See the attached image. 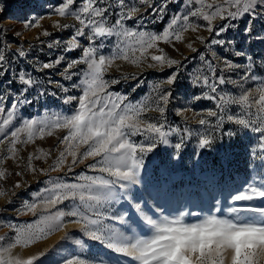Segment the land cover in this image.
<instances>
[{
	"label": "rangeland",
	"instance_id": "374dc122",
	"mask_svg": "<svg viewBox=\"0 0 264 264\" xmlns=\"http://www.w3.org/2000/svg\"><path fill=\"white\" fill-rule=\"evenodd\" d=\"M61 0H0L3 9L0 10V54L4 55L3 71H0V101L6 109L14 101L27 99L31 103H21L15 111L16 120L7 129L21 124L22 120L48 115L71 114L77 107V101L65 104L66 96L79 97L82 93L80 85L84 64H78L65 72L68 63L82 56L83 49L88 46L87 34L77 37L79 47L71 51H65L68 42L75 34L76 28L81 27L74 16L66 15L60 17L54 13L55 7ZM164 0H146L140 4L138 0H124L123 9L119 0H100L99 6L108 7L105 13L106 25L112 26L115 21L127 12L132 6L138 11L130 20L122 21L126 28L141 32L160 33L169 24L171 18L177 14L186 13L199 7L190 0H167L163 13H153V7L159 8ZM213 3V0H206ZM72 9L81 7V0H75L70 6ZM206 10V9H205ZM264 14V10H260ZM249 17L245 15L237 20L213 21L214 26L229 24L228 31L217 37L215 33H209L206 29L207 22L200 17H190L193 26L200 25L197 31L188 30L183 33V40L171 43H159V48L172 59L180 61L182 67L173 65L171 68H149L146 64L136 65L116 59L111 67L104 73V79L111 81L119 80L118 84H110L108 91L127 97L125 103L144 104L155 107L157 97L165 90L171 89L173 95L170 97L166 107V129L167 126L179 129L169 136V145H159L153 153L148 154L144 160V169L141 171V183L133 186L132 193L135 200L144 205L145 211L153 214V204L161 206L167 214L176 215L179 211L189 210L198 212L199 218L215 213L216 200H220L221 213L228 215L227 208L232 206L229 197L239 191L247 182H260L264 177V170L259 164V134L251 130H245L233 122L227 120V115L244 116L239 105H228L225 111L217 108V101L205 98L208 95L229 94L239 96L245 90H252L253 99L258 96L255 92L256 86L264 79V19L258 18L249 25ZM59 23L60 27L56 24ZM29 24V27H25ZM35 24L36 26H31ZM63 25H68L65 28ZM247 26L253 28L252 34L245 33ZM49 35H44V32ZM114 31H119L117 26ZM19 33V35H18ZM197 37H203L201 43ZM212 39H224V46L212 45ZM230 42V43H227ZM97 44L103 43L100 52L106 57L116 53L115 45L117 37L98 38ZM191 43L196 52L187 47ZM24 51L25 55L18 53ZM150 53L159 54L155 49ZM241 52L243 55L237 56ZM138 56L139 53L137 52ZM204 56L205 60H201ZM231 61L238 67L228 69L223 59ZM251 58V60H249ZM60 60L57 64L56 61ZM206 61H211L212 67L216 69L217 75H224L226 79L235 81L217 86V93L213 94L210 88L202 83L193 85L196 75L201 78L207 76L209 82L213 81L211 69ZM50 63L51 68H44L43 64ZM148 63H152L149 59ZM251 67V74L259 79L256 81L242 79L244 73ZM179 71L176 83L172 86L162 84L174 71ZM76 73L71 79L66 77ZM20 75L34 81L32 86H27L20 81ZM127 77V78H125ZM136 77V79H133ZM157 85L161 87L157 88ZM68 91L65 92L64 89ZM27 89V91H25ZM201 97L199 100L194 97ZM209 111H216L218 115L225 117L223 123L217 127L218 118L208 116ZM255 112V108L252 109ZM179 113V114H178ZM198 114V115H197ZM145 120L156 122L160 119L156 111H148L142 117ZM209 121L206 125H199L198 119ZM188 129L192 134L184 132ZM67 129H54L52 135L45 134L43 139L37 136L34 141L16 145L15 158H10L7 152L8 141L0 145V171L5 173L0 179V236L12 237L14 235L12 226L23 227L32 224L39 218L40 211L36 216L28 213L23 204L32 201L33 193L40 192L50 187L49 181L61 180L70 183L79 182L77 174L85 172L89 175L87 165L93 163L87 159L83 163L74 166L71 173L68 167L71 165V157L67 158L65 164L57 171H51V166L59 157L65 145L60 140L67 134ZM233 131L234 136H226L224 133ZM183 134L185 143L177 156L174 144L179 142V136ZM209 134L215 144L212 148L201 150L198 148L200 135ZM24 139V137H21ZM133 141L139 142L144 139L137 135L131 137ZM43 149L45 156L39 150ZM253 149L256 155L253 156ZM84 149L81 148V151ZM32 155L31 165L35 172L29 169V156ZM40 156V159H36ZM41 169L47 174L41 173ZM17 173H21L17 175ZM21 187H14L16 183ZM59 205L60 208H65ZM256 203L240 201L237 204ZM107 211L104 217H110L113 213L120 215L127 212L129 220L127 224H121L117 220L105 218L102 223L106 228L117 232H125L126 235L133 233L138 235H150L146 226L138 219L135 211L123 199L115 201L111 206L105 205ZM55 211V209H52ZM241 215H251L242 213ZM155 218V217H154ZM73 217H65L72 220ZM196 216L186 217L187 222H196ZM71 239H62L65 234ZM75 239H83L84 247L75 245ZM13 255L26 259L29 256H37L41 252L47 255L35 261L34 264H62L65 258L80 256L86 259L87 264H128V258L118 255L107 249L98 242L91 241L83 236L80 225L67 223L65 228L56 231L33 243L31 246L17 247L12 250ZM132 264H138L133 261Z\"/></svg>",
	"mask_w": 264,
	"mask_h": 264
},
{
	"label": "snow or ice",
	"instance_id": "6c2138e0",
	"mask_svg": "<svg viewBox=\"0 0 264 264\" xmlns=\"http://www.w3.org/2000/svg\"><path fill=\"white\" fill-rule=\"evenodd\" d=\"M138 2L144 4L146 0H138ZM74 3L75 0H61L55 7L54 13L60 17L74 16L81 25L76 28L65 51L79 47L77 37L85 36V29L89 30L88 46L83 49L82 56L68 63L65 68L67 73L78 64L86 65L82 73L81 84L73 85V87H81V95L79 97L66 96L64 99L65 104L77 101L75 111L71 114L48 115L40 119H25L19 126L7 131L16 120L15 111L18 105L31 103V101L26 98L14 101L7 109L0 106V145L8 141L7 152L10 158H15L17 144L32 142L37 136L43 139L45 134L52 135L54 129H67V134L60 140V144L65 145L64 150L60 152L50 170H59L70 156L69 173L73 171L76 164L92 159L94 162L88 164L87 168L94 174L80 172L77 174L79 182L76 183L61 180L49 181L50 187L33 193L32 201H25L23 207L34 216L39 210V218L34 223L23 227L10 225L14 231V235L10 238L0 236V264H34L47 253L41 252L37 256L22 259L13 255L12 250L17 247L27 248L38 240L46 239L51 233L65 228L67 223L79 224L84 237L100 243L115 254L128 258V264H132L133 261L138 264H264V177H261L260 182H247L229 197L232 206L227 208L228 215L217 214L221 213L220 200H216L215 213L203 218H199L198 212L189 210L170 215L161 206L155 204L152 206L153 214L149 215L144 205L135 200L131 190L133 186L141 183V171L145 167V157L153 153L159 145H169V136L173 132H179V129L171 126H167L166 129L165 106L173 93L170 88L163 91L157 97L154 108L144 104H126V96L108 91L110 84H118L120 81L104 79V73L116 59H122L137 67L142 64H146L149 68H171L173 65L178 68L182 67L180 61L168 57L163 49L159 48V43H171L173 40L180 42L183 40L184 32L197 31L200 25L193 26L190 17L202 18L207 22L205 26L207 31L219 37L228 31L230 25L225 23L214 26V20H237L247 15L250 18L249 25H251L258 18L264 19V14L260 11L264 10V0H213V3H206V0H194V3L199 5L198 8L173 16L168 26L160 33L141 32L123 25L122 21L132 19L138 11L135 6L121 15L114 25L107 26L105 13L109 11V8L99 6L100 0H81L79 9L70 7ZM119 3L123 9L124 0H119ZM166 5L167 0H164L159 8L151 4L149 7L152 8L153 13L159 14L164 12ZM2 9L3 6L0 5V10ZM29 26L25 24L26 28ZM56 26L60 27L59 23ZM117 26H119L118 34L114 31ZM63 27L69 26L63 25ZM244 31L252 34L253 28L247 26ZM43 34L49 35L46 31ZM112 36L117 37L116 53L106 57L100 52L103 43L97 44L96 42L98 38ZM197 39L204 43L203 37H197ZM210 43L224 46L226 41L212 39ZM187 47L193 52L197 51L191 43ZM151 49H155L159 54L150 53ZM18 54L24 56L25 52L21 50ZM236 55L240 56L243 53L237 52ZM149 59L152 63H148ZM4 60V55L0 54V71H3ZM201 60H205L204 56H201ZM56 63L59 64L60 60L58 59ZM206 63L211 69L213 81L210 83L207 76L201 78L200 75H196L193 80L194 86L202 83L210 88L211 93L215 94L218 85L235 83V81L226 79L222 74L217 75L211 61H206ZM223 63L228 69L238 67L227 58L223 59ZM52 66L50 63L43 64L44 68ZM178 68L162 84L174 85L179 75ZM251 71L249 67L242 79L258 80L259 78L251 74ZM74 75L76 73L66 78L71 79ZM19 79L29 87L34 83L30 78L26 79L24 75H20ZM156 87L159 88L161 85ZM64 91L67 92L68 89L65 88ZM255 92L258 96L254 99L251 89L245 90L239 96L220 94L218 96L208 95L205 98L216 100L217 108L221 112L231 104L240 106L244 116L227 115V120L245 130L259 134L261 153L259 164L261 170H264V79L260 80ZM200 98L199 96L194 97L196 100ZM2 103L0 101V105ZM253 108L255 112L252 111ZM148 111L158 112L160 119L156 122L143 119L142 117ZM207 115L218 118L217 127L225 119L216 111H209ZM197 123L203 126L209 121L201 118ZM184 132L192 134L188 129ZM137 135L143 136L144 139L139 142L133 141L131 137ZM224 135L234 136L236 133L229 131ZM22 136L24 139L21 138ZM184 143L185 137L181 134L179 142L173 146L177 156ZM214 144L215 140L211 135L199 136V149L212 148ZM81 148L84 150L81 151ZM39 151L45 156L48 155L43 152V149ZM252 155H256V149H253ZM4 158L6 157H0V163H3ZM35 158L40 159V156ZM32 159L30 155L28 167L35 172L36 169L31 165ZM40 171L47 174L44 169ZM20 174L17 173V175ZM4 176L5 173L0 171V179ZM14 187L19 188L21 185L18 182ZM3 194L0 192V195ZM121 199L135 211L150 235L135 233L126 235L125 232L106 228L102 223L105 218L117 220L121 224L128 223L127 212L120 215L113 213L110 217H104V212L107 211L105 205L111 206L113 202ZM256 200L261 203L237 204L240 201L254 202ZM66 201L69 203L65 205V208L58 207ZM242 213L251 215H241ZM190 216H196L197 221L187 222L186 217ZM65 217L74 219L66 221ZM62 239L68 240L71 237L66 233ZM74 243L80 247L85 246L83 239H75ZM62 264H87V262L85 258L75 256L70 259L65 258Z\"/></svg>",
	"mask_w": 264,
	"mask_h": 264
}]
</instances>
